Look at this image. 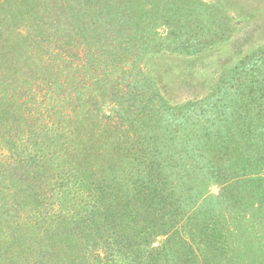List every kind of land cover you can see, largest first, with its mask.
Instances as JSON below:
<instances>
[{"label":"trees","instance_id":"16d2710c","mask_svg":"<svg viewBox=\"0 0 264 264\" xmlns=\"http://www.w3.org/2000/svg\"><path fill=\"white\" fill-rule=\"evenodd\" d=\"M23 2L0 0V264H264V43L175 103L142 66L172 1ZM216 22L178 53L231 42Z\"/></svg>","mask_w":264,"mask_h":264},{"label":"rangeland","instance_id":"374dc122","mask_svg":"<svg viewBox=\"0 0 264 264\" xmlns=\"http://www.w3.org/2000/svg\"><path fill=\"white\" fill-rule=\"evenodd\" d=\"M23 1L24 6L29 5L28 3L32 1L36 4L41 3V0H27L28 3L26 0ZM170 1L175 5L176 10L174 12L178 13L177 16L183 23V28L179 27V30L176 29L175 32L185 34L187 36L185 38L190 39L189 45H192L191 41L194 43V39L197 38L196 41H203L204 36L202 35L205 29L208 26H215L216 21H219V19L223 23L226 22L227 25L232 26L233 29L230 31L231 36L228 39L231 42L220 44L215 48L206 50L204 53L190 56L180 55L178 52L182 45L179 41L182 39V35L181 38H178L177 33V40L168 47L172 51L144 58L143 70L151 73V76L163 87L168 97H172L175 103L204 97L209 92L213 82L217 80L218 71L222 68L221 66H223L222 64L225 63L226 59L230 57L232 62L240 60L243 53H248L264 43V0ZM168 2L169 0L164 3L160 2L159 9H161V5ZM159 12L161 11L159 10ZM174 12H170L172 19ZM165 27L159 26L156 32L161 36L166 35L170 32V29ZM251 30H253V33ZM243 35L245 36L241 39ZM234 39H237L238 43ZM187 51H190V49H187ZM189 74H193V77H189ZM184 81L189 83V87H186L187 90L182 91L180 87ZM193 87L194 89H192ZM209 189L211 192L217 193L216 186L212 185Z\"/></svg>","mask_w":264,"mask_h":264}]
</instances>
